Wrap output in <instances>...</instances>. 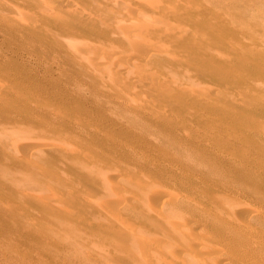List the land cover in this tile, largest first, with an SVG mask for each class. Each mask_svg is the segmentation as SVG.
Returning <instances> with one entry per match:
<instances>
[{"label": "rangeland", "instance_id": "obj_1", "mask_svg": "<svg viewBox=\"0 0 264 264\" xmlns=\"http://www.w3.org/2000/svg\"><path fill=\"white\" fill-rule=\"evenodd\" d=\"M263 126L264 0H0V264H174L149 187L173 134L264 194Z\"/></svg>", "mask_w": 264, "mask_h": 264}, {"label": "bare ground", "instance_id": "obj_2", "mask_svg": "<svg viewBox=\"0 0 264 264\" xmlns=\"http://www.w3.org/2000/svg\"><path fill=\"white\" fill-rule=\"evenodd\" d=\"M148 17L141 19L142 22H150ZM106 57L95 58L93 63L105 65ZM111 70L107 68L108 72ZM131 94L126 92L128 97ZM260 130L264 133V126ZM173 135L166 149L176 153L168 155L167 163L178 168H171L170 181H160L173 188L160 190L153 184L149 186L151 193H157V200L151 206V232L164 236L172 244L171 248L165 246L170 259H174V264H264V236L253 228V224L264 228V216L247 212L237 218L230 213V206L236 202L233 195L264 201V194L246 177L245 170L234 166L235 172H229L216 166L210 156L213 154L209 155L210 150L201 145L204 139ZM225 150L227 154L223 156L233 163V151ZM217 198L221 200L218 202ZM108 213L114 218L113 213ZM130 232L129 248L141 252L146 246L143 232L133 229ZM162 245V238L151 240V255L160 254Z\"/></svg>", "mask_w": 264, "mask_h": 264}]
</instances>
